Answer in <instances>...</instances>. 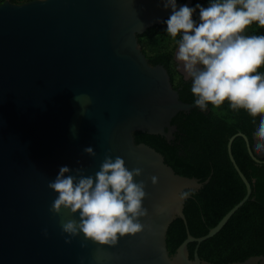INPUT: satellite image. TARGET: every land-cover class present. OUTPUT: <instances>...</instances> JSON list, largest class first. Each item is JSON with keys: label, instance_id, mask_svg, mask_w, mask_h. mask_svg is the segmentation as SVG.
Instances as JSON below:
<instances>
[{"label": "water", "instance_id": "water-1", "mask_svg": "<svg viewBox=\"0 0 264 264\" xmlns=\"http://www.w3.org/2000/svg\"><path fill=\"white\" fill-rule=\"evenodd\" d=\"M186 3L192 6L193 0ZM170 12L161 0L0 5V264H81L82 259L83 264H211L200 259V245L221 232L252 195L232 153L237 137L247 148L250 141L240 133L228 143L245 198L206 236H191L184 214L189 197L180 200L178 194L199 191L210 179L178 175L162 154L134 137L143 132L171 141L173 119L196 108L180 99L168 70L152 66L139 43V36L162 25ZM87 146L94 147L95 157L84 153ZM109 152L121 156L129 169H143L134 179L146 182L149 210L142 221L148 227L114 247L63 233L61 219L78 216L51 212L56 193L47 186L65 164L77 167L80 161L94 174ZM250 156L257 163L264 160L259 153ZM152 176L158 177L155 186ZM157 204L166 210L157 214ZM177 219L184 222L187 238L171 256L167 234ZM189 244H196L193 259ZM229 264H264V256Z\"/></svg>", "mask_w": 264, "mask_h": 264}, {"label": "clouds", "instance_id": "clouds-1", "mask_svg": "<svg viewBox=\"0 0 264 264\" xmlns=\"http://www.w3.org/2000/svg\"><path fill=\"white\" fill-rule=\"evenodd\" d=\"M161 4L171 10L163 23L176 45L177 67L184 80L190 81L194 105L207 112L210 105L219 109L227 101L233 111L259 116L248 152L254 157L257 153L264 155V34L248 32L253 24L264 28V0H207L206 5L197 2L194 6L161 0ZM71 132L76 135L75 124ZM84 153L96 156L93 146L85 147ZM77 165L60 166L47 185L56 193L50 211L78 216L61 219L63 233L71 238L82 234L86 241L114 247L121 238L148 227L142 222L149 217L144 206L147 185L134 179L142 176V168L129 169L121 156L113 158L110 152L94 174H88L80 161ZM150 179L153 186L158 184V177ZM189 195L181 191L178 199L185 200ZM153 207L157 214L166 210L163 204Z\"/></svg>", "mask_w": 264, "mask_h": 264}, {"label": "trees", "instance_id": "trees-1", "mask_svg": "<svg viewBox=\"0 0 264 264\" xmlns=\"http://www.w3.org/2000/svg\"><path fill=\"white\" fill-rule=\"evenodd\" d=\"M6 1L22 5L35 0H0V5ZM186 1L179 0L180 3ZM197 2L207 4V0H193L192 6ZM165 29L164 23L148 29L139 36V43L152 66L161 65L168 70L180 99L184 103L194 104L190 83L180 79L179 84H174L175 78L179 77L173 62L176 45L171 47L173 39ZM248 32L264 34V28L253 24ZM258 120L259 116L254 118L244 110L233 111L225 101L219 109L211 107L210 112L196 107L190 112L179 113L172 121L176 132L171 141L160 135L143 132L134 134L137 144H146L162 154L166 164L178 175L196 178L201 182L210 179L203 189L188 191L190 195L185 203L184 214L191 236H206L245 198L247 189L230 161L228 143L240 133L252 142L253 129ZM232 153L252 185V195L221 232L200 245V259L211 264L243 262L251 257L264 256V164L252 159L242 137H237L233 142ZM186 230L181 219L171 224L167 234L171 256L186 240ZM195 248L196 244L188 246L191 259L194 258Z\"/></svg>", "mask_w": 264, "mask_h": 264}, {"label": "flooded vegetation", "instance_id": "flooded-vegetation-1", "mask_svg": "<svg viewBox=\"0 0 264 264\" xmlns=\"http://www.w3.org/2000/svg\"><path fill=\"white\" fill-rule=\"evenodd\" d=\"M176 50V49H175ZM175 53V52H174ZM173 62H174V68H175V70L177 71V73L179 74V77H177V78H175V85H177V84H179V81H180V79H182V80H184V78H183V75H182V72L180 71V69L177 67V62H176V60H175V55H174V57H173ZM171 77V76H170ZM185 82H189L190 83V81H186V80H184ZM182 86V85H181ZM182 87H180L179 88V91H181L182 89H181ZM211 105L209 106V111L208 112H210V109H211ZM250 141V140H249ZM252 142H253V140H252ZM246 143V142H245ZM247 150H248V148H247ZM249 153V152H248ZM250 155V154H249ZM260 164H264V160H262L261 162H260Z\"/></svg>", "mask_w": 264, "mask_h": 264}, {"label": "rangeland", "instance_id": "rangeland-1", "mask_svg": "<svg viewBox=\"0 0 264 264\" xmlns=\"http://www.w3.org/2000/svg\"><path fill=\"white\" fill-rule=\"evenodd\" d=\"M168 36H169V35H168ZM173 44H175V43H174V41L172 40V42H171V47H173Z\"/></svg>", "mask_w": 264, "mask_h": 264}]
</instances>
